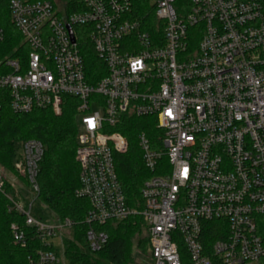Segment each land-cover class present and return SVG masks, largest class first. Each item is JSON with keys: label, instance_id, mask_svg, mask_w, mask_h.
Masks as SVG:
<instances>
[{"label": "built area", "instance_id": "obj_1", "mask_svg": "<svg viewBox=\"0 0 264 264\" xmlns=\"http://www.w3.org/2000/svg\"><path fill=\"white\" fill-rule=\"evenodd\" d=\"M6 4L22 41L17 57L2 56L7 36L0 27V124L7 103L13 114L29 115L59 113L65 97L76 100L77 196L90 204L89 250L107 244L108 223L140 217L153 264H182L181 246L192 264H264L262 0H155L157 37L133 18L131 0ZM84 36L106 72L96 82L80 52ZM131 117L153 118L162 132L156 149L138 136L149 175L141 209L127 205L115 166L116 155L128 150L118 128ZM44 154L40 141L20 142L17 175L0 165V194L44 248L29 264H65L57 253L73 222L33 215ZM19 180L32 198L22 195ZM10 229L25 248L24 229ZM209 229L218 237L211 245Z\"/></svg>", "mask_w": 264, "mask_h": 264}, {"label": "trees", "instance_id": "obj_2", "mask_svg": "<svg viewBox=\"0 0 264 264\" xmlns=\"http://www.w3.org/2000/svg\"><path fill=\"white\" fill-rule=\"evenodd\" d=\"M153 0H131L132 16L139 20L143 30L157 37L161 33V23L155 15ZM264 6V0H262ZM0 27L7 36L2 56L10 58L18 56L16 49L21 45L22 38L11 22L9 7L6 0H0ZM80 52L84 58L86 71L92 82H96L106 73L102 62L98 59L94 47L87 36L80 42ZM128 140V150L116 155V171L122 185L126 203L129 207L141 209V196L145 180L149 177L142 161V153L138 147V136L147 135L152 146L160 145L162 132L157 129L153 118H127L118 128ZM78 135V116L76 100L65 97L59 113L53 110H38L29 115L13 114L4 105L2 123L0 124V165L6 175L16 176L13 168V158L18 144L27 140H38L45 147V154L39 165L38 183L40 187L39 200L61 220L69 219L73 228L68 237L64 238L62 252L65 264H129L133 248V237L144 229L140 217L115 223L110 222L104 227L108 235L107 244L98 252L89 250L86 234L88 226L85 218L90 210L87 200L79 198L80 167L76 161ZM5 190L13 193L10 184L5 179ZM26 184L25 180H22ZM9 201L0 194V264H29V258H36L44 248L32 229L24 227V217L15 212H9ZM20 225L27 236L25 248L13 241L11 225ZM213 224V225H212ZM210 226H214V223ZM212 228V227H211ZM209 234V245L218 237ZM260 233L264 237V218L260 221ZM140 240L138 248L148 246V238ZM182 264H192L186 249L181 246ZM214 264H217L214 262Z\"/></svg>", "mask_w": 264, "mask_h": 264}, {"label": "rangeland", "instance_id": "obj_3", "mask_svg": "<svg viewBox=\"0 0 264 264\" xmlns=\"http://www.w3.org/2000/svg\"><path fill=\"white\" fill-rule=\"evenodd\" d=\"M61 2V0H59ZM152 5L155 4V0L151 2ZM19 184L18 188L21 189L20 192L22 195L32 198V195L30 193V189L28 187L23 186L22 180L17 181ZM33 215L41 219L43 221H52L54 220L55 214L49 209L47 206H45L43 203H41L40 200H37L34 205ZM147 233L145 228L142 230L140 234H136L133 237V248H132V254L130 258L129 264H153V261L150 256L149 252V245L147 246L146 243L144 244V247L138 248V243L140 240H146Z\"/></svg>", "mask_w": 264, "mask_h": 264}]
</instances>
